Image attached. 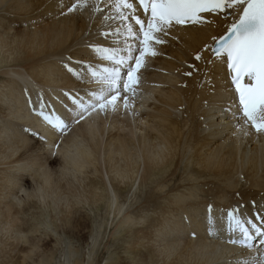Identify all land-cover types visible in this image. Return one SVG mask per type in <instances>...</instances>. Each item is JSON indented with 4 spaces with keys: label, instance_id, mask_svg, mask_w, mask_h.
I'll use <instances>...</instances> for the list:
<instances>
[{
    "label": "bare ground",
    "instance_id": "obj_1",
    "mask_svg": "<svg viewBox=\"0 0 264 264\" xmlns=\"http://www.w3.org/2000/svg\"><path fill=\"white\" fill-rule=\"evenodd\" d=\"M110 1L99 5L104 11H93V0H88L83 11L70 13L68 8L77 0H0V65L10 66L0 70V233L8 230V239L16 241L1 257H6L5 264H51L57 251L50 246L51 235L41 230L43 239L35 236L41 225H51L62 227L76 240L77 247L69 249L70 264H81L80 240L89 234L93 217L77 205L82 198L78 192L97 212L109 198L106 171L118 179L113 185L119 193L137 178L139 185L153 184L142 205L146 212H156L142 220V206L137 205L136 213L119 218L116 234L117 239L125 238V254L109 257L106 264H256L264 259V242L233 244V236L237 240L241 234L232 230L227 217L228 211L237 209L245 226H250L247 221L258 226L264 222L260 219L264 217V143H257L264 133L244 124L226 64L216 61L211 51L212 38L226 30L231 18L225 21L222 15L205 14L211 23L176 25L167 35L160 34L165 42L153 43L158 55L146 57L136 95L122 92L115 111L89 108L83 113L77 101L88 104L101 86L92 70L116 66L96 47L126 55L129 46L139 45L127 33L129 25L137 31L129 17L102 23ZM92 21L96 23L87 36L90 41L78 42L76 33H86ZM109 26L116 28H110L113 32L108 35L99 32ZM110 34L116 38L110 39ZM197 54L201 59H196ZM85 57L90 59L84 61ZM120 67L123 78L126 65ZM170 72L179 77L177 85ZM52 85L59 87L48 89ZM124 95L129 98L127 108ZM152 96L158 102L151 105ZM132 102L137 105V121L132 120ZM42 105L53 118L59 116L68 125L66 120L75 117L79 126L61 132L40 115ZM166 109L181 112L172 116ZM122 122L128 129L119 126ZM115 126L119 131L111 135ZM27 127L38 133L30 145ZM21 129L25 135L19 136ZM124 130L126 134L121 133ZM37 140L48 155L35 157ZM56 146L61 147L59 157L51 155ZM2 157L17 169L7 170ZM185 164L196 166L197 178L186 174L174 181ZM25 185L31 191L20 205L15 196ZM209 205L215 220L212 232ZM26 212H37V217L45 212L62 214L59 225L55 215H48L46 221L19 223L17 217ZM59 242L60 237L55 245ZM0 244L7 246L1 238ZM102 255H95V261Z\"/></svg>",
    "mask_w": 264,
    "mask_h": 264
},
{
    "label": "snow or ice",
    "instance_id": "obj_2",
    "mask_svg": "<svg viewBox=\"0 0 264 264\" xmlns=\"http://www.w3.org/2000/svg\"><path fill=\"white\" fill-rule=\"evenodd\" d=\"M87 6L88 0H77V3L68 8V12L78 9L83 11ZM111 7L122 20L128 19L129 15H135V23L139 29L135 31L129 25L127 33L136 37L139 45L135 49L129 46L126 55H118L117 49L96 47V52L103 53V58L114 62L116 66L104 67L101 71L92 70V77L99 80L101 86L98 91L92 92L93 99L88 104L77 101L83 113H87L89 108L93 111H104L111 107L115 111L122 92L135 96L136 86L141 81L139 73L146 66V57L158 55L153 43L165 42L160 34L167 35L168 30L176 25L211 23L205 14H214L222 15L225 21H228L229 17L231 19L224 33L212 38L214 46L211 51L216 61L226 64L244 124L250 123L256 132L264 133V0H138V4L133 0H112ZM139 8L143 9L146 19L136 15ZM92 10L98 11L95 0ZM108 18L105 17V20ZM196 59H201V56L197 54ZM207 63L213 61L209 60ZM122 65H126L123 78L120 67ZM123 101L125 108L129 107L128 95H124ZM40 115L61 132L68 128L59 116L53 118L44 112L43 105ZM79 115L80 119H84L83 114ZM208 208L209 231L212 232L215 220L212 216V206L209 205ZM236 212L237 209L227 212L228 220L233 225L232 230L238 229L241 234V238L233 240L232 243L247 246L254 236ZM260 219L264 220V217ZM247 223L257 235L264 236V225L257 226L251 221ZM256 264H264V259L258 260Z\"/></svg>",
    "mask_w": 264,
    "mask_h": 264
},
{
    "label": "rangeland",
    "instance_id": "obj_3",
    "mask_svg": "<svg viewBox=\"0 0 264 264\" xmlns=\"http://www.w3.org/2000/svg\"><path fill=\"white\" fill-rule=\"evenodd\" d=\"M95 3L98 5V8H101V2H99L98 0L95 1ZM112 1H110V3H108V13L106 14L105 17H109L107 20L110 19H114L117 17V15L115 14L114 9L111 7ZM104 17V18H105ZM102 19V23L106 22L105 19ZM105 20V21H103ZM96 21H92V24L89 26L88 30L86 33L81 34V32L76 33V37L78 42H86V41H90V39L87 37L88 35H90V33L93 34V27L95 26ZM101 23V24H102ZM110 28L114 31L115 30V26H109L106 27L104 29V27H101V29H99V32L101 30H105L106 33L109 32H113L112 30H110ZM99 34V33H98ZM112 38H116V37H112L114 36V34H110ZM4 56H6L5 53L1 52ZM93 58V55H92ZM90 58L85 57V60H88ZM155 59L152 57L151 58V65H153ZM10 66H5L4 63H2V66L0 65V70L2 69H9ZM2 68V69H1ZM172 77V80H175V85L178 84V80L179 77L176 76L173 72L169 73ZM54 87H59L56 85H52L50 86L48 89L52 90L54 89ZM161 89V87H160ZM159 89V90H160ZM162 90V89H161ZM72 91V90H70ZM151 99V100H150ZM149 102H153L151 103H157L158 100L155 96H152V98H150ZM134 105L131 108V113L134 115L132 120L133 121H137L138 120V114L137 112H135V107H137V105H135L134 102H132ZM150 105V106H151ZM149 106V107H150ZM172 116H175V114L180 113V110H168L166 109ZM75 120V117L72 118L71 120H66L68 123V127L69 129L66 131H71L72 129H76L79 126V123L76 121L75 123L73 122ZM80 122V121H79ZM2 123L6 124L9 122H6L5 120L2 119ZM118 123H120V121H118ZM117 123V124H118ZM146 124H151V122L147 121ZM74 125V126H73ZM72 126V128H71ZM120 127L123 126L124 129H128L127 127V123L126 122H122L121 125H119ZM29 129V127H27ZM30 137L28 141L29 145L32 144L34 141H36V137L38 136V133L33 129L30 128ZM122 131L121 133L126 134L127 131ZM25 130L21 129L19 131L20 134H18L19 136L21 135H25ZM119 131L118 126H115V128L110 131L111 135H115L117 132ZM65 132V133H66ZM62 137L64 136V134H60ZM35 137V138H34ZM1 139V138H0ZM261 140V141H260ZM260 140H257V143H264V137H260ZM41 141L36 142L35 147L33 150H35V157L39 156V158H41V155L47 154V149H43L42 145L40 144ZM61 147L60 146H56V148L54 150H52V156L54 157H59V149ZM6 149V147H5ZM40 154V155H39ZM44 156V155H43ZM42 156V159H43ZM2 161H4V163L2 164L4 167H6L7 170H12V169H17L18 166H13L12 163L8 164V160L4 157H2L1 159ZM192 165V166H191ZM185 164L184 167H180L179 171L176 173L175 176V180L174 181H179V179L183 178L186 174L188 176H191L192 178H197V173L194 170V167L196 168V166L194 164ZM59 168V166H58ZM57 173V172H56ZM179 176V177H178ZM182 176V177H181ZM104 177L107 178V195L109 196V198H106L103 202L102 205L99 207V209L96 210L94 209V207L92 209H89V206L86 203L85 200V196L82 195V193L78 192V194L82 197L77 205L81 206L83 205L88 212H83L84 213H88L89 215H91L93 217V219H91V223H89V228H90V232L89 234L87 233V236H85V238L81 239V246H80V250H79V255L82 258L81 264H106L107 259L110 258H114V256L120 255L122 257H124L125 254V247H126V243L123 241V239H125L124 237H122L123 239H117L118 237H120L119 234H116L117 231L119 232V228L116 226L119 218L123 215V214H131L133 211L134 213H136V207L138 206H142L140 207V209L143 211L142 213L140 212V215H142V220L143 217L145 218L146 216H150L155 215L156 212H152V211H147L143 209V205H146V201L145 199L149 196H147V194H150L151 191L148 190V188H151L153 186V184L149 185H139L138 184V178L136 179L135 182H130L129 185L127 186H123V189L121 191V193H119L117 191V189L114 187V183L118 182V179L115 178L113 180V173L111 172H106L104 171ZM179 178V179H178ZM154 188V187H153ZM152 190V189H150ZM31 191V188L28 186H23V189L17 193L16 200L17 203L22 205L23 204V200L25 199V196ZM96 192L99 193L100 189H96ZM104 192V193H106ZM205 192V191H204ZM203 192V194H205ZM106 195V196H107ZM151 200H156V199H151ZM200 200H204L200 198ZM33 201H35L37 203V200L34 199ZM46 204V203H45ZM143 204V205H142ZM48 205V202H47ZM248 206V205H245ZM244 206V207H245ZM135 208V209H134ZM37 213V212H36ZM35 212H26V215L17 217V221L20 223L23 221V219H26L25 221H27V223H36V218H41L42 220L46 221L49 218L47 217L48 215H55L56 217V224L59 225V217L60 214H62V212H45V214H43L41 217H37ZM77 213V212H76ZM97 213V215H96ZM132 213V214H134ZM146 213V214H145ZM41 225V224H40ZM42 228V229H41ZM60 228V229H59ZM78 228H80V225H78ZM147 229V227H146ZM7 230V229H6ZM41 230L42 232H47L49 235H51V239L52 241H50V246L57 248L56 254H55V258L53 260V262H51V264H70V257H69V249H75L77 247V242L75 239L72 240V238L68 237V234H64L62 230V227H57L54 228L51 225H41L40 226V231L35 233V236L37 237L36 240H38V238L43 239V235L41 234ZM53 230H56V234L54 233ZM75 231V230H74ZM8 233L9 231H3V233H0V238L3 241H6V247H3L2 244H0V264H5V262L7 261L6 257L3 258L1 256H6L8 250L12 249L13 246L16 244V241H12L11 239H8ZM124 233V232H123ZM4 234V235H2ZM127 234H125L126 236ZM60 237V242L55 245V240H57ZM50 239V240H51ZM107 243V244H106ZM10 245V247H8ZM38 245L40 246L41 243L38 242ZM136 247H139V245H137ZM40 249V247H39ZM38 249V250H39ZM26 250V248L24 249V251ZM101 252H103L102 257L95 261V255H99ZM110 254V255H109ZM2 258V260H1ZM261 257H259L260 259ZM6 264H11V263H6Z\"/></svg>",
    "mask_w": 264,
    "mask_h": 264
}]
</instances>
